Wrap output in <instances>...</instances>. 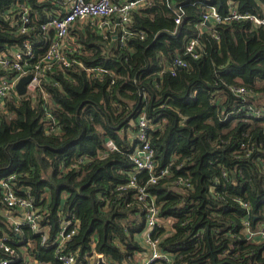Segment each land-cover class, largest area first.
<instances>
[{
    "label": "trees",
    "instance_id": "obj_1",
    "mask_svg": "<svg viewBox=\"0 0 264 264\" xmlns=\"http://www.w3.org/2000/svg\"><path fill=\"white\" fill-rule=\"evenodd\" d=\"M15 1L0 0V53L30 39L38 59L48 5L18 0L37 12L34 29L21 34L6 20ZM169 4L183 8L180 23ZM210 6L223 17L233 8L264 15V0H148L127 34L118 27L100 35L76 22L71 64L50 72L34 95L5 101L0 179L16 173L20 194L28 191L45 217L40 231L22 225L16 233L0 185V239H11L18 264H62L54 239L65 219L79 224L64 247L77 264H90L94 250L107 264H142L153 198L169 223L150 232L171 255L161 264H264V240L248 233L264 224V116L248 115L264 107V25L231 19L200 30ZM192 39L197 56L187 51ZM240 86L253 95H235ZM141 117L155 171L167 170L156 183L132 159ZM133 176L136 186L128 187ZM140 188L150 196L140 200Z\"/></svg>",
    "mask_w": 264,
    "mask_h": 264
},
{
    "label": "built area",
    "instance_id": "obj_2",
    "mask_svg": "<svg viewBox=\"0 0 264 264\" xmlns=\"http://www.w3.org/2000/svg\"><path fill=\"white\" fill-rule=\"evenodd\" d=\"M38 2L48 5L44 11L46 20L40 25L46 43V51L37 59L34 43L30 39H27L22 44L14 45L0 53V70L4 71L0 75V107L4 105L7 99L13 96L19 97L17 84L23 76L32 75V79L26 85V88L27 94L33 95L32 93H35L50 72L71 64L72 59L69 56L78 47L75 37L71 34V30L76 22H90L97 29L101 28L100 30H104L105 35L108 31H115L118 27L127 34L126 27L132 21L134 12L145 7L148 0H38ZM168 6L176 16V23H180L184 15L183 8L170 4ZM36 17L37 12L30 5L24 1L20 2L17 0L10 7L6 20L12 29L22 34L34 29L33 22L37 19ZM245 18L250 19L256 27L264 25V15H243L233 8L229 15L223 17L214 6H210L198 26L200 30H203L206 24ZM197 44V39L190 40L187 45V51L197 56ZM34 61L36 62L33 63ZM176 62L181 66L186 65L182 60H177ZM232 91L241 98L253 95L242 86L232 87ZM248 115L262 118L264 116V107L255 109L249 107ZM139 125L140 131L136 136L140 141V146L137 152L132 155V159L136 164L137 172L149 171L151 173L149 182L156 183L160 177L167 173V170H162L159 174L155 171L154 150L147 135L146 129L148 128V123L144 117L140 118ZM107 145L111 149L115 148L112 141H109ZM16 178V173H10L0 179V185L3 189V215L16 233L20 232L22 225H28L33 230L40 231L41 222L45 220V217L36 209L34 199L28 191L20 194L21 188L17 186L15 182ZM127 186H136L134 176ZM125 187L126 185H122L121 187L118 186L117 189L121 190ZM140 195V200L150 196L145 188H140ZM161 223H168V221L160 219L159 207L156 206L153 198L152 204L148 207L146 230L142 233V242L147 249L142 254V264L171 262V255L162 250L160 238H152L150 233L151 229ZM245 224L248 225V221H245ZM78 229L79 224L77 222L73 223L72 220L65 219L60 226L59 233L54 239V243H57L56 257L62 264H77L76 253L72 251L66 252L64 251V247L66 241ZM44 231L49 233V226H46ZM248 233L249 238L264 240V224L255 229L248 228ZM0 241V246L5 250V256L0 258V264H18L19 259H15V249L8 243L11 239L5 236ZM24 249L26 250V248ZM88 258L90 259V264H99L100 260L105 262L104 255L97 253L95 250L94 255ZM24 264L49 263L28 258L24 260Z\"/></svg>",
    "mask_w": 264,
    "mask_h": 264
},
{
    "label": "water",
    "instance_id": "obj_3",
    "mask_svg": "<svg viewBox=\"0 0 264 264\" xmlns=\"http://www.w3.org/2000/svg\"><path fill=\"white\" fill-rule=\"evenodd\" d=\"M32 79V75L31 74H28V75H25L23 76L18 84H17V91L19 93V95H24V94H27V88H26V85L30 82V80ZM99 264H107L106 262L100 260L99 261Z\"/></svg>",
    "mask_w": 264,
    "mask_h": 264
},
{
    "label": "rangeland",
    "instance_id": "obj_4",
    "mask_svg": "<svg viewBox=\"0 0 264 264\" xmlns=\"http://www.w3.org/2000/svg\"><path fill=\"white\" fill-rule=\"evenodd\" d=\"M83 24H86V22H81ZM101 29V28H100ZM100 29H97V27H95V30L100 34V35H105V32L104 30H100ZM19 94V93H18ZM34 95V93H32ZM20 96V95H19ZM3 109H4V105H2V107H0V112L3 113ZM139 240H140V237H139Z\"/></svg>",
    "mask_w": 264,
    "mask_h": 264
}]
</instances>
